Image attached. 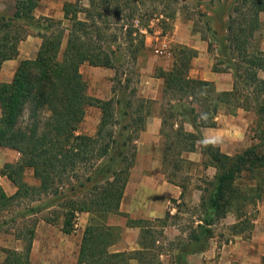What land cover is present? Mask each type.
Returning <instances> with one entry per match:
<instances>
[{
	"label": "trees",
	"instance_id": "1",
	"mask_svg": "<svg viewBox=\"0 0 264 264\" xmlns=\"http://www.w3.org/2000/svg\"><path fill=\"white\" fill-rule=\"evenodd\" d=\"M179 1L185 0H75L63 4V19L43 18L46 33L36 57L21 61L12 80L0 83V147L20 154L16 162H7L0 170V175L16 187L9 195L0 186V232L11 233L22 246L20 251L4 250L5 264H30L38 221L28 220L53 207L61 212L54 210L44 220L56 225L62 218L61 230L66 234L73 232L78 214L89 216L79 264H162L164 254L176 264H188V255L208 248L212 227L227 213L234 212L238 220L231 226L234 233L244 229L240 227L244 208L261 199V190L242 187L239 180L243 173L252 179L257 169L264 167V151L259 150L264 142L228 155L216 145L204 146L200 128L215 127V117L224 107L231 108L233 115L237 109L253 111L260 122L263 120L264 80L259 71H264V50L259 47L257 34L262 30L259 14L264 12V0H229L226 5V0H194L213 12L222 8L215 26L210 13L208 17L205 12L198 15L205 18L209 50L215 44L213 70L232 73L231 91H217L213 82L189 76L191 61L198 52L187 46L175 48L171 69H156V77L163 80L161 99L165 101L159 112L163 164L179 170L183 153L201 147L207 157L205 165L216 169L201 188L203 215L186 242L175 238L177 243H170L168 249L160 244L153 226L157 222L164 228L169 211L164 218L154 220L131 219L120 212L136 157L133 142L145 129L154 102L141 99L132 109L131 100L114 91L110 99L93 97L80 72L84 63L115 68L124 59L121 46L136 58L146 48L151 22L157 21L163 32L172 27L177 11L173 6ZM13 2V14L0 13V65L18 55L21 38L11 35V26H32L40 0ZM63 20L68 22L66 28L62 27ZM91 106L101 111L94 136L78 133ZM26 111L27 121L23 122ZM187 124L195 131L186 130ZM28 170L38 185L25 181ZM37 201L41 204H31ZM112 215L127 217L128 227L140 229L139 249L111 250L122 233L120 226L109 223ZM174 248L177 252H171Z\"/></svg>",
	"mask_w": 264,
	"mask_h": 264
},
{
	"label": "rangeland",
	"instance_id": "2",
	"mask_svg": "<svg viewBox=\"0 0 264 264\" xmlns=\"http://www.w3.org/2000/svg\"><path fill=\"white\" fill-rule=\"evenodd\" d=\"M75 0H40L38 8L34 12V22L32 26H26L22 24H14L11 26V35L12 36H19L21 39L18 42V55L14 59L13 63H8L6 67H3L4 62L0 65V83L3 82H10L13 78L15 70L17 69L18 65L23 60H33L36 57L38 49L42 43V36L43 33V18L49 17L54 18L55 20L63 19V12L62 7L65 2H73ZM229 0L224 1V5L228 3ZM196 1L194 0H185L179 1L177 5H174L176 14L175 18L172 21V27L168 28L166 32H163L162 29L156 24L157 21L151 22V32L146 36V42L148 37V47L146 46L145 50L140 52L136 58H133L129 52L125 50V46H121V52L124 56L120 61L116 63V67L113 69L108 68H93V66L84 63L80 67V72L84 78V80L88 84V93L91 95H98L94 96L99 99H110L113 97V93L119 94L120 97H124V100H131L132 102V109H136L141 103V99L139 95V86L141 85L140 82L145 79V77L151 75L148 72V65L152 62L160 63V62H174V55H175V48L178 46H187L181 43L179 40L173 37V33L176 32L177 35L181 33H185V31H189L192 34H198L204 40L208 39L209 34L205 32V18L204 16H199L198 13H206V17H212L213 25L217 23V19L221 17L223 14L222 8L216 9V11L207 10L204 4L196 5ZM0 13H4L6 15H10L14 13V2L13 0H0ZM210 13V14H209ZM209 14V15H208ZM82 17V15H80ZM68 22L63 20L62 27H67ZM188 27V28H187ZM186 28V29H185ZM180 32V33H179ZM4 33V31H3ZM261 33V34H260ZM259 34H257V39L264 38V28ZM18 34V35H17ZM180 36V35H179ZM182 36V35H181ZM167 45L168 51L170 53L169 56L166 55H159L156 53V49H160L163 44ZM209 44V43H208ZM65 43L62 45L64 48ZM215 44H212L209 52L213 53L216 56ZM189 47V46H187ZM192 48V47H190ZM209 48V46H208ZM194 49V48H193ZM62 55V50L61 54ZM216 58V57H215ZM7 61V60H6ZM13 66H15L13 68ZM92 67V68H91ZM157 68H163L157 66ZM154 76L156 77V71L154 72ZM94 81L96 83H94ZM114 91V92H113ZM146 100V99H144ZM165 101L160 99L158 103H152L151 111H159L160 107L164 105ZM131 109V110H132ZM147 109H144L141 116L145 114ZM238 110V109H237ZM236 110V112H237ZM220 111H224L227 114H231V108L224 107ZM219 111V112H220ZM245 111V117L249 119L248 126L246 130V138H245V146H240L238 148H231L232 155H235V152H242L246 148L251 147L255 144H261L264 142V117L263 120L260 122L253 111ZM1 112V109H0ZM27 114L25 112V116L23 122L27 121ZM236 114V113H235ZM234 114V115H235ZM233 115V113L231 114ZM101 120V111L97 107H88L86 109V113L82 123L78 127V133L87 134L94 136L97 133L98 126ZM176 128V125L175 127ZM92 133V134H91ZM137 135V134H135ZM139 135V134H138ZM263 137V138H262ZM163 139L161 137L160 143V155H161V169L162 172L165 174L166 179L179 186L182 189V196L181 202L177 203L173 200L168 205L169 208L166 211H169V216L166 219V226H176L177 230L175 235H171V239L167 240L165 234L160 235L161 231H165V227L162 228L160 223L155 222L153 229L158 232L157 238L161 242L162 246L165 249L169 248L170 243H177V239H182L186 242L188 234L191 232L192 229L195 228L198 220L203 215L202 210L200 209V198L202 195L203 186H205V182L207 179H212L214 174L216 173V169L213 166H206L205 162L207 157L203 155L201 147H197V149L193 152H184L183 153V161L180 162V169L175 170L172 165H165L163 164ZM133 146L136 147V157H137V141L134 140ZM217 146V145H216ZM8 148L0 147V170L2 169L3 165L11 159L19 158L20 154L15 151L11 150V153L4 154L7 152ZM259 150L261 152L264 151V145H262ZM191 153V154H190ZM173 156V155H171ZM190 156V157H188ZM135 157V162H136ZM180 160V159H179ZM135 162L133 166L135 165ZM133 168V167H132ZM131 168V169H132ZM131 171V170H130ZM174 172L176 177H171L170 173ZM25 181L30 185L36 186L38 185V181L33 177L32 170H28L25 173ZM239 182H241V186L245 187L246 185L249 187L257 186L261 191V199L258 200L256 204L246 205L244 208V216L242 219V224L244 228L240 233H234L231 229L235 223H231L233 220H236V216L234 212H229L227 215L222 218L221 220L217 221L214 226L212 227L213 236L209 240L208 247L210 246L211 242L221 241L227 243L229 240H233L232 235L241 234L243 239L250 238L253 229H254V221L261 222L264 225V167L257 169L252 179H248L247 173H243ZM9 193V190L7 192ZM11 195V194H10ZM199 196V198L197 197ZM199 200V202H198ZM43 202V200H42ZM198 202V203H197ZM25 203H28L26 201ZM32 205H40L41 202H32ZM172 207H175L178 211H174L171 213ZM60 211L59 208H52L51 211H42L36 215H33L28 220L31 222L32 220L38 221L36 225V233L34 240L37 237L35 250L31 252L30 255V264H43V220L46 217L51 216L52 211ZM61 212V211H60ZM113 216V215H112ZM89 217V216H88ZM87 217V221H88ZM111 217V216H110ZM165 217V214L162 218ZM132 219V218H131ZM142 219V218H139ZM158 219V218H157ZM113 222L120 223L124 222L125 217L122 215L114 216ZM154 220V219H153ZM45 221V220H44ZM79 215L75 219V224L79 225L80 223ZM244 222V223H243ZM127 223V221H126ZM62 225V218L59 219V223L57 227L60 228ZM121 227V226H120ZM37 228L38 233H37ZM121 237H123V227ZM13 232V231H10ZM0 235H12L11 233H4L0 232ZM0 236V237H2ZM120 237V239H121ZM177 238V239H175ZM7 247H2L0 245V252L4 253V250ZM167 251V250H165ZM171 252H177L176 249H171Z\"/></svg>",
	"mask_w": 264,
	"mask_h": 264
},
{
	"label": "crops",
	"instance_id": "3",
	"mask_svg": "<svg viewBox=\"0 0 264 264\" xmlns=\"http://www.w3.org/2000/svg\"><path fill=\"white\" fill-rule=\"evenodd\" d=\"M259 19L263 29L264 12L259 14ZM179 35H177L178 37L176 38V32L173 33L175 39L194 48L198 52L197 56L191 61L189 76L193 79L213 82L217 91H231L234 84L232 73L216 72L213 70L215 55L209 52V40H204L198 34H192L190 30ZM259 43V47L264 50V38H260ZM148 45L147 37L146 46L148 47ZM13 61L14 60L5 61L3 67H6L8 63H13V65H15ZM84 65L85 64H83V67ZM172 65L173 61L149 63L148 72L151 73V75L145 77V79L140 82V97L158 103L161 99L163 80L155 77L154 72L157 66L169 70ZM14 67L15 66H13V68ZM259 77L264 80V71H259ZM94 83L96 82L94 81ZM248 121L249 119L245 117V111L243 109H238L235 115L220 111L215 117V127L200 128L201 137L203 140H219L220 142L216 145L220 150L223 153L232 155L231 153L234 151H232L231 148L245 146ZM161 125L162 119L159 111H151V115L147 117L145 129L139 133L136 139V162L130 171L128 182L120 203V212L132 219L142 218L153 220L162 218L172 200H175L177 203L182 201V189L169 182L161 169ZM185 129L188 131H195L190 124L185 125ZM9 153H11L9 149L7 152H4V154L8 155ZM237 153H239V151L235 152V154ZM17 160L18 158H13L9 160V162L14 163ZM0 186L6 193L8 190L10 194L16 191V187L6 176L0 175ZM197 197L199 198V196ZM174 211L178 210L172 207L171 213H174ZM78 215L81 221L79 225L75 224L74 230L70 234L63 233L61 226L59 228L57 224L52 225L43 220V264H79V248L83 231L87 225L88 214L80 213ZM114 216L118 215L111 216L109 223L111 225L123 227V237L111 247V250L132 251L139 249L137 240L140 229L137 227H128L126 225L127 217H125L124 222H120L119 224L113 222ZM237 221L236 218V220H233L231 223H237ZM254 224L255 226L250 238L243 239L241 234H235L232 235L233 240H229L227 243L221 241L211 242L210 246L205 251L188 255L186 257L187 263L264 264V225L262 221H254ZM38 229L39 228H37V233ZM164 229L167 240L171 239V235L174 237L175 232L178 231L176 226L165 227ZM37 237L33 241L31 252L35 250ZM0 245L17 251L22 249L20 241L16 240L13 235H3L0 237ZM5 257V252H0V264H5ZM161 260L162 264H176L170 259L169 255L166 254L161 256ZM132 264H136V262Z\"/></svg>",
	"mask_w": 264,
	"mask_h": 264
},
{
	"label": "built area",
	"instance_id": "4",
	"mask_svg": "<svg viewBox=\"0 0 264 264\" xmlns=\"http://www.w3.org/2000/svg\"><path fill=\"white\" fill-rule=\"evenodd\" d=\"M156 53L159 55H166V56L170 55L167 45L165 43L162 45L160 49H156Z\"/></svg>",
	"mask_w": 264,
	"mask_h": 264
},
{
	"label": "clouds",
	"instance_id": "5",
	"mask_svg": "<svg viewBox=\"0 0 264 264\" xmlns=\"http://www.w3.org/2000/svg\"><path fill=\"white\" fill-rule=\"evenodd\" d=\"M204 118L207 119V114H204ZM220 141L219 140H203L201 143L204 145V146H207L209 144H212V145H216L218 144Z\"/></svg>",
	"mask_w": 264,
	"mask_h": 264
}]
</instances>
